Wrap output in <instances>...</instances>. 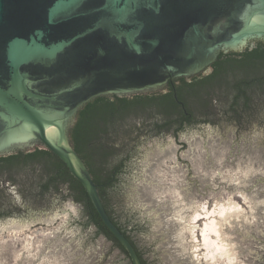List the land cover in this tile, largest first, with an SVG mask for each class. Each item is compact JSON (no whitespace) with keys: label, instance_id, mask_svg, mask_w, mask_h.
<instances>
[{"label":"water","instance_id":"95a60500","mask_svg":"<svg viewBox=\"0 0 264 264\" xmlns=\"http://www.w3.org/2000/svg\"><path fill=\"white\" fill-rule=\"evenodd\" d=\"M255 38L264 41V0H0V155L36 145L49 148L83 184L132 264H142L130 239L105 210L97 184L73 148L71 123L83 104L98 96L159 90L173 78L203 70L221 50L241 51ZM263 96L259 92L238 125L243 128L246 119L248 124L256 120V107L264 109ZM219 107L205 120L209 140L193 132L191 140L184 135L188 145L183 149L192 150L185 154L203 151L209 157L207 147L218 151L232 141L222 139L221 128H210L218 122ZM226 116L228 121L236 119ZM147 128L141 135L163 131ZM181 131L167 129L166 135L179 138ZM128 135L125 131L117 140ZM128 150H133V140L120 151L129 162ZM12 174L20 193L26 192L28 206H47L53 193L63 200L70 197L63 191L41 194L31 169ZM8 181L1 179L0 200L12 194ZM10 204L0 202V220L21 212ZM113 207L112 199V213ZM113 248H108L106 261Z\"/></svg>","mask_w":264,"mask_h":264},{"label":"rangeland","instance_id":"374dc122","mask_svg":"<svg viewBox=\"0 0 264 264\" xmlns=\"http://www.w3.org/2000/svg\"><path fill=\"white\" fill-rule=\"evenodd\" d=\"M262 106L243 128L237 118L216 113L210 128L232 141L218 151L207 147L209 157L185 154L192 150L182 141L191 132L209 140L208 121L186 125L179 138L166 130L141 135L143 128L119 140L120 147L133 140V150L112 192L113 215L137 224L130 233L152 264H264ZM8 185L13 195L0 202L22 209L0 220V264H129L93 226H84L82 205L71 197L53 193L47 206L31 207L26 192Z\"/></svg>","mask_w":264,"mask_h":264},{"label":"trees","instance_id":"16d2710c","mask_svg":"<svg viewBox=\"0 0 264 264\" xmlns=\"http://www.w3.org/2000/svg\"><path fill=\"white\" fill-rule=\"evenodd\" d=\"M228 69L213 74V82L226 83V97L231 99L228 106L229 116L241 120L248 114L259 98L264 94V45L259 44L253 51L247 50L243 58H230ZM208 80L211 76H207ZM201 83H186L174 92L169 88L163 93H132L130 95H101L78 110L69 127V139L73 148L83 159L98 192L104 208L118 228L130 239L141 258L142 264H152L139 249L130 231L137 224L129 226L130 218L122 224L112 213V192L117 190L121 174L127 171L128 158L121 155L122 134H134L146 126L155 131L172 129L178 133L186 125L204 119L206 101L200 96ZM246 92V93H245ZM232 93V96H230ZM258 97H257V95ZM264 102V96L261 97ZM215 105V103H214ZM139 119V122L136 121ZM147 128V129H148ZM28 169L35 171L38 178V191L66 192L75 202L82 205L88 223L96 233L104 236L126 259L131 258L115 235L104 225L100 215L93 207L83 184L75 178L67 165L49 148L41 145L34 149L17 150L0 155L1 179H11L13 174Z\"/></svg>","mask_w":264,"mask_h":264},{"label":"flooded vegetation","instance_id":"af4514ba","mask_svg":"<svg viewBox=\"0 0 264 264\" xmlns=\"http://www.w3.org/2000/svg\"><path fill=\"white\" fill-rule=\"evenodd\" d=\"M264 45V41L262 39H251L248 43V46L243 48L241 51H223L221 50L219 53H217V56L215 60L206 68L203 70H200L199 72L195 74H190L187 77H177L173 78L172 80H169L165 86H163L159 90H151L146 93H150L153 91L161 92L168 90L169 88H173L174 92H176L177 88L182 87L183 85H186V83H195L199 84L201 83L203 87L200 88L199 91H201V97L206 101V105L204 106V119L210 120L213 113V108L215 109V105L220 104L219 107V115L225 113V115H229L230 112H228V106L230 105L231 99L226 97L225 89L226 83L220 82L218 78V81L213 82V74L217 71L223 72L224 70L228 69L229 66L227 65L228 60L230 58H243L246 55L247 50L253 51L258 47L259 44ZM211 76V78L208 80L206 78L207 76ZM246 93V92H245ZM230 96H232V93H230ZM224 100V101H222ZM218 101L220 103H218ZM215 103V105H214ZM231 114V113H230ZM38 146V145H36ZM35 146V147H36Z\"/></svg>","mask_w":264,"mask_h":264},{"label":"bare ground","instance_id":"6f19581e","mask_svg":"<svg viewBox=\"0 0 264 264\" xmlns=\"http://www.w3.org/2000/svg\"><path fill=\"white\" fill-rule=\"evenodd\" d=\"M233 206V205H232ZM234 208H236V207H234ZM229 210H230V208H228ZM232 209H233V207H232ZM225 210H226V208H225ZM220 214V213H219ZM224 214V213H223ZM219 216V215H218ZM226 217V216H225ZM222 219V218H221ZM215 221V220H214ZM220 222V221H219ZM213 224V223H212ZM214 224H216V223H214ZM220 224V223H219ZM218 225V224H217ZM211 226V225H210ZM216 226V225H215ZM213 230V229H212ZM216 232V231H215ZM218 233V232H217Z\"/></svg>","mask_w":264,"mask_h":264}]
</instances>
